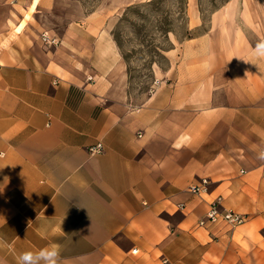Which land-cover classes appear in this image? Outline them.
Masks as SVG:
<instances>
[{"label":"crops","instance_id":"crops-1","mask_svg":"<svg viewBox=\"0 0 264 264\" xmlns=\"http://www.w3.org/2000/svg\"><path fill=\"white\" fill-rule=\"evenodd\" d=\"M56 3L0 0V264H264V36L182 41L135 102L113 11ZM216 196L246 221L198 226Z\"/></svg>","mask_w":264,"mask_h":264},{"label":"rangeland","instance_id":"rangeland-1","mask_svg":"<svg viewBox=\"0 0 264 264\" xmlns=\"http://www.w3.org/2000/svg\"><path fill=\"white\" fill-rule=\"evenodd\" d=\"M104 8L113 11L111 32L135 102L158 83L166 52L182 41L264 36V0H57L49 25L61 33L68 21Z\"/></svg>","mask_w":264,"mask_h":264},{"label":"built area","instance_id":"built-area-1","mask_svg":"<svg viewBox=\"0 0 264 264\" xmlns=\"http://www.w3.org/2000/svg\"><path fill=\"white\" fill-rule=\"evenodd\" d=\"M42 40L46 45H51L56 43L55 38H49L45 33L41 35ZM103 150V146L100 142L89 147V152L99 153ZM264 152V151H262ZM208 180L203 178L199 183L193 184L189 187V191L192 194L199 195L201 192L206 190L208 185ZM179 209L184 208L183 204L178 205ZM247 219V216L243 213L236 212L231 209L224 208L222 206V197L216 196L209 202V206L205 215L198 220L197 225L201 227H208L212 225L222 224L228 226L229 228H235L243 224Z\"/></svg>","mask_w":264,"mask_h":264},{"label":"clouds","instance_id":"clouds-1","mask_svg":"<svg viewBox=\"0 0 264 264\" xmlns=\"http://www.w3.org/2000/svg\"><path fill=\"white\" fill-rule=\"evenodd\" d=\"M259 47L264 48V45ZM264 159V153L261 154ZM61 245L52 243L36 252L26 251L18 255V264H60Z\"/></svg>","mask_w":264,"mask_h":264}]
</instances>
